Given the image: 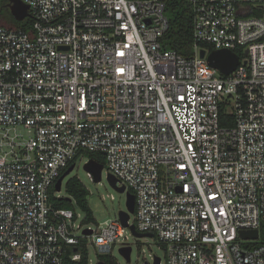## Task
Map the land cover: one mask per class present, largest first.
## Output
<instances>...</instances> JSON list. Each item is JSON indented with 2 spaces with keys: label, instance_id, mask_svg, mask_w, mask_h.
Segmentation results:
<instances>
[{
  "label": "built area",
  "instance_id": "obj_1",
  "mask_svg": "<svg viewBox=\"0 0 264 264\" xmlns=\"http://www.w3.org/2000/svg\"><path fill=\"white\" fill-rule=\"evenodd\" d=\"M22 1L31 31L0 26V264H77L127 239L119 217L94 229L52 201L90 152L164 264H264V0H186L191 56L164 46L168 0ZM202 43L238 66L222 73Z\"/></svg>",
  "mask_w": 264,
  "mask_h": 264
},
{
  "label": "rangeland",
  "instance_id": "obj_2",
  "mask_svg": "<svg viewBox=\"0 0 264 264\" xmlns=\"http://www.w3.org/2000/svg\"><path fill=\"white\" fill-rule=\"evenodd\" d=\"M7 15L8 10L0 12V26H11L6 18L3 17ZM88 160L89 156L78 158L74 169L64 177L61 191H58L57 193L59 196L67 195L66 183L68 179L72 176L79 177L90 192L89 204L93 209L94 216L97 220L96 223H88L84 225L96 229L98 224H104L106 220L119 217V212L127 209V194L126 192H120L115 189L108 180L106 158L104 160L105 167L102 170V179L100 181H95L86 170L85 163ZM74 209L80 214V217L77 220V224H80L84 219V213L77 205L74 206ZM131 221H134V214H132ZM76 232L77 234L81 233L77 226ZM126 235L127 239H121L115 244L112 250L111 255L118 264H145V262L154 264L155 256L161 257L162 264L166 262L167 253L165 245L160 243L156 236L137 237L131 229H127ZM125 244L132 246L130 261H128L120 252V247ZM103 256L108 255L99 254L96 247L92 243H89L88 264H97L102 260Z\"/></svg>",
  "mask_w": 264,
  "mask_h": 264
},
{
  "label": "trees",
  "instance_id": "obj_3",
  "mask_svg": "<svg viewBox=\"0 0 264 264\" xmlns=\"http://www.w3.org/2000/svg\"><path fill=\"white\" fill-rule=\"evenodd\" d=\"M4 10H8V15L3 16L6 20L11 24L10 27L15 28H23L26 31H31V19L27 18L22 21H19L12 14L9 1L2 0L0 3V12ZM166 13L170 20V28L165 34L163 38V43L165 48L174 49L179 53L185 56H191L194 54L193 44V10L192 6L186 0H168ZM202 47L206 48L211 52L213 50L212 46L209 44L202 43ZM225 113L221 114V122L224 124L225 122ZM89 157L95 159L101 164H105V157L101 153L90 152ZM62 175V174H61ZM56 190L52 189V201L55 206L60 208H71L74 209V206L77 205L80 207L82 212L84 213L83 222L85 224L88 223H96L97 220L94 216L93 209L89 204V190L85 186V184L80 180L77 176H72L68 179L66 183V193L65 196H56ZM75 210V209H74ZM76 211V210H75ZM263 229V228H262ZM83 242H86L85 240ZM102 260L107 264H118L116 260L112 256H103ZM77 264H88V252L86 249L84 250V256L80 262Z\"/></svg>",
  "mask_w": 264,
  "mask_h": 264
},
{
  "label": "water",
  "instance_id": "obj_4",
  "mask_svg": "<svg viewBox=\"0 0 264 264\" xmlns=\"http://www.w3.org/2000/svg\"><path fill=\"white\" fill-rule=\"evenodd\" d=\"M9 6L11 9L12 14L15 18L19 21L24 20L27 16H29V6L25 4L22 0H9ZM201 57H205L207 55L208 62L218 70H220L224 74L231 73L239 64V56L229 50V49H218L212 50L207 54L205 49L201 50ZM75 167V163L70 165L64 173L58 178L55 188L57 191H61L62 189V182L64 177L70 173ZM86 170L93 175V179L95 181H100L102 179V170L104 165L99 163L93 158H90L88 162L85 163ZM108 180L110 181L111 185L120 192H126L127 194V209L121 210L119 212V218L122 224L126 227H129L135 236L143 237V236H153L152 232H139L136 228L135 224H130L129 220L131 215L135 211V195L129 190H126L125 185L119 186L117 184L118 179L112 174L108 173ZM93 230L91 228L85 229L86 234H91ZM259 231L256 229H245L241 230L240 234L242 237H257ZM120 252L123 256L130 261L131 260V252L132 246L124 245L120 247ZM97 264H107L105 261L101 260ZM145 264H149L145 262ZM154 264H161V257L155 256Z\"/></svg>",
  "mask_w": 264,
  "mask_h": 264
}]
</instances>
